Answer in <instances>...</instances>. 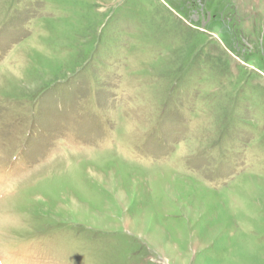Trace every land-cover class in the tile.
<instances>
[{
  "label": "rangeland",
  "instance_id": "obj_1",
  "mask_svg": "<svg viewBox=\"0 0 264 264\" xmlns=\"http://www.w3.org/2000/svg\"><path fill=\"white\" fill-rule=\"evenodd\" d=\"M0 264H264V0H0Z\"/></svg>",
  "mask_w": 264,
  "mask_h": 264
}]
</instances>
